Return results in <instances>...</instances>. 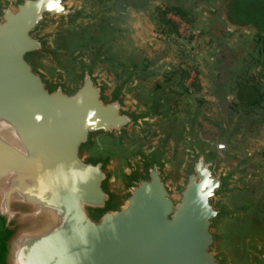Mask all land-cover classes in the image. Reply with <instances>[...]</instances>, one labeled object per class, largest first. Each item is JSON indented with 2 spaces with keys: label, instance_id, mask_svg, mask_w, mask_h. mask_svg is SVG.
Returning a JSON list of instances; mask_svg holds the SVG:
<instances>
[{
  "label": "water",
  "instance_id": "obj_1",
  "mask_svg": "<svg viewBox=\"0 0 264 264\" xmlns=\"http://www.w3.org/2000/svg\"><path fill=\"white\" fill-rule=\"evenodd\" d=\"M133 6L0 0V264H264L234 109L213 134L189 116L173 135L162 96L138 95L142 68L69 46Z\"/></svg>",
  "mask_w": 264,
  "mask_h": 264
},
{
  "label": "rangeland",
  "instance_id": "obj_2",
  "mask_svg": "<svg viewBox=\"0 0 264 264\" xmlns=\"http://www.w3.org/2000/svg\"><path fill=\"white\" fill-rule=\"evenodd\" d=\"M130 1L134 5L131 8L145 6L148 14L132 10L130 17L126 14L117 23V32L93 27L81 36L69 38L68 43L72 49L101 46L108 56L111 73L126 71L135 65L142 68L136 82L139 97L151 100L161 95L170 108L163 130L177 135L185 120L195 116L201 131L213 134V124L222 118L223 96L228 97L223 98L226 105L234 104V100L238 102L237 95L244 92V84H247L244 78L264 88L261 77L264 42L256 41V30L251 26L234 25L233 30L226 29L227 0H180L186 8L192 9V18L184 27L173 21L177 33L172 25L164 23L166 19L171 20L164 12L165 2ZM149 4L154 9L152 21L149 20ZM213 22L217 25L214 33L209 28ZM218 26L221 29L217 30ZM221 54L222 59L230 56L235 59L233 66L223 74V89H219L223 73L219 71ZM181 65L185 67L183 71ZM170 75L173 78H169ZM234 111L235 119L247 125L234 149L239 158L247 159V189L241 194V200L249 206L245 231H255L260 228L256 209L264 203V107L251 108L243 102Z\"/></svg>",
  "mask_w": 264,
  "mask_h": 264
},
{
  "label": "trees",
  "instance_id": "obj_3",
  "mask_svg": "<svg viewBox=\"0 0 264 264\" xmlns=\"http://www.w3.org/2000/svg\"><path fill=\"white\" fill-rule=\"evenodd\" d=\"M164 12H173L187 23H189L192 18L191 9L186 8L184 5L179 3H167V8ZM226 18L232 25L253 27L256 30V41L264 42V0H227ZM158 20V22H161V19ZM164 23H166V25H172L174 32H176V24L173 23V21L166 19L164 20ZM262 50L264 52V47ZM180 70H183V68H180ZM261 77L264 78L263 72ZM243 81L247 82V84H244V90H242L244 92L239 93L237 95V99L239 101L234 104H230V106L234 109L239 104L245 102L251 108L264 107L263 86H259L257 83L252 82L249 78H244ZM223 98L220 102L221 104L226 102L224 100L225 98Z\"/></svg>",
  "mask_w": 264,
  "mask_h": 264
},
{
  "label": "crops",
  "instance_id": "obj_4",
  "mask_svg": "<svg viewBox=\"0 0 264 264\" xmlns=\"http://www.w3.org/2000/svg\"><path fill=\"white\" fill-rule=\"evenodd\" d=\"M163 2H165L166 4L167 3H171V2H173V3H179V4H181V5H183L182 4V2L183 1H176V0H173V1H165V0H162ZM149 2L151 3V1L149 0ZM154 5H157V4H154ZM185 6V5H184ZM145 6H142V7H137V8H139V9H133V8H130V9H128V11H127V17H130V14H131V11L132 12H141V13H145V14H148V11H147V9H145L144 8ZM148 6H146V8H147ZM156 7V6H155ZM154 7V8H155ZM153 7L152 6H150V4H149V20H151V13H153ZM155 10H156V8H155ZM192 10V9H191ZM195 10V9H194ZM193 10V11H194ZM194 13V12H193ZM133 15V14H132ZM134 17H139L138 15H134ZM226 19V18H225ZM152 21V20H151ZM226 22H227V26H226V29H228V30H233L234 28H235V26L234 25H232V24H230L228 21H227V19H226ZM132 26H134V25H132ZM215 26H217L216 25V23H212V24H210V26H209V28H210V31H212L213 33L215 32ZM150 27H151V25H149V30H150ZM132 29H134L133 27H131ZM218 28H219V26L217 27V30H218ZM219 29H221V28H219ZM135 30H137V29H135ZM217 32V31H216ZM149 39H152L151 38V34L149 33ZM222 56H223V54H221V59H220V69H219V71H222L223 73H221V75H220V84H219V89H223L222 87H223V83L222 82H224V79H223V74L224 73H227L226 72V70H227V68H230V67H232L233 66V61L235 60L234 59V57L232 58L231 56L229 57V58H224V59H222ZM181 68H183V70L185 69V67H183V65H181ZM183 70H181V71H183ZM173 78L171 75L169 76V78ZM222 96V95H221ZM225 99L226 98H228L227 97V95L226 96H223ZM236 102V100H234V103Z\"/></svg>",
  "mask_w": 264,
  "mask_h": 264
},
{
  "label": "built area",
  "instance_id": "obj_5",
  "mask_svg": "<svg viewBox=\"0 0 264 264\" xmlns=\"http://www.w3.org/2000/svg\"><path fill=\"white\" fill-rule=\"evenodd\" d=\"M166 16L168 19L170 18L171 21H176V23L179 24V27H184L186 25L185 21L173 12H167Z\"/></svg>",
  "mask_w": 264,
  "mask_h": 264
}]
</instances>
